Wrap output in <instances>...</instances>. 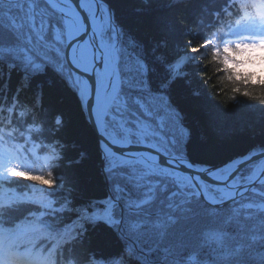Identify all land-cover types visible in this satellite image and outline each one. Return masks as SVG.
I'll list each match as a JSON object with an SVG mask.
<instances>
[{
	"label": "trees",
	"instance_id": "16d2710c",
	"mask_svg": "<svg viewBox=\"0 0 264 264\" xmlns=\"http://www.w3.org/2000/svg\"><path fill=\"white\" fill-rule=\"evenodd\" d=\"M100 2L110 13L102 41L118 45L121 81L105 122L109 135L145 141L199 169L264 151V103L249 98L256 95L252 81L241 74L246 88L233 89L234 98L212 87L215 76L205 83L208 50L230 76L226 64L239 63L205 38L219 22L223 28L239 18L240 8L227 0ZM57 30L64 40V19L44 2L0 0V139L22 149L27 172L0 182V233L43 225L23 242L52 264H264V210L246 208L264 204V196L214 209L192 184L137 162L113 167L116 158H108L102 172L98 137ZM54 151L58 160L44 164ZM208 195L224 200L218 189ZM106 211L111 223L75 224Z\"/></svg>",
	"mask_w": 264,
	"mask_h": 264
},
{
	"label": "water",
	"instance_id": "95a60500",
	"mask_svg": "<svg viewBox=\"0 0 264 264\" xmlns=\"http://www.w3.org/2000/svg\"><path fill=\"white\" fill-rule=\"evenodd\" d=\"M44 1L56 13L63 15L62 11L54 5V4H58L63 7L64 5L62 4L61 1L58 0H44ZM67 2H68V7L76 11L80 17L77 16L75 19L72 20L68 7L66 8V15L68 17V20L73 28V31L77 39H74L69 43H67L65 58L73 73L80 75L85 83L86 112L88 115V120L90 122V125L93 127L94 131L98 136V142H99L101 156L103 159L104 170H105L104 165H105L107 153L103 150V147L107 150L108 153L116 154L126 159H132L142 164L158 165V166H163L177 170L190 177L194 186L197 189L199 197L208 205L215 208L226 207L231 203L235 202L236 200H239L243 196L247 195L252 189H255L260 185H264V167L259 169L258 173L253 177L251 181L237 186H233L230 184L231 181L235 179L243 169L256 162L264 160V152L256 154L254 156H248L245 160L238 162L237 164H232L231 162H229L225 165L215 166L208 168L207 170L204 171H199L196 168L185 164L182 159L169 157L163 154L162 152H160L158 149L151 147L149 145L129 144L108 137L104 131L103 122L101 121L104 118L105 109L101 107L96 108L97 105L96 104V90H97L96 74L97 72L103 73V76L104 78H106L107 81H110V79L114 76L112 70L107 66L106 61H108L109 66L114 65V62L116 60L115 50L114 48H112L111 50V54L113 57L105 53L103 54L100 45V40L95 33L94 30L95 20L96 17H98V15L100 14V5L98 3V0H79V2H76L75 0H68ZM83 2L85 3L93 2V4L95 3L96 15L93 19L90 18L87 11V7ZM80 25H84L83 34L81 32ZM98 28H100V25L98 26ZM89 42H92V45L94 47L93 55L89 54L91 47ZM78 48L79 51L86 53V65H87L86 68L78 67L72 61L73 59L77 60ZM117 84L118 82H116V85ZM113 93L114 92L111 89L109 93L106 95L108 101L109 98L113 95ZM224 168L232 169L233 170L232 174L225 179L214 178L212 176V174ZM201 182L212 186H219L230 189L233 191V195L230 199L222 203L212 201L210 198L207 197L204 190L200 187Z\"/></svg>",
	"mask_w": 264,
	"mask_h": 264
},
{
	"label": "clouds",
	"instance_id": "9594fccd",
	"mask_svg": "<svg viewBox=\"0 0 264 264\" xmlns=\"http://www.w3.org/2000/svg\"><path fill=\"white\" fill-rule=\"evenodd\" d=\"M222 43V42H221ZM229 57H235V60L239 63H227L226 67L232 73L230 76L228 72L225 71V66L223 62H218L216 58L212 55L211 50H208L209 59L205 63V67L210 68L211 75L207 77L205 83L211 80L213 76L216 77L215 83L212 85L213 88H219L221 91L227 92L228 96L232 97V90L235 88L245 90L247 81L241 83V74L252 81V90L255 91L256 95L249 97L250 99H256L260 103H264V98H261L259 93L264 91V89L258 88L256 85H264V48L259 49H249L241 48L239 53H233L229 51L227 53ZM259 69V72L255 69ZM2 111V109H0ZM23 115V113H21ZM2 131V129H0Z\"/></svg>",
	"mask_w": 264,
	"mask_h": 264
},
{
	"label": "rangeland",
	"instance_id": "374dc122",
	"mask_svg": "<svg viewBox=\"0 0 264 264\" xmlns=\"http://www.w3.org/2000/svg\"><path fill=\"white\" fill-rule=\"evenodd\" d=\"M100 28H101V24H100ZM58 39H60L59 35H58ZM103 47H104L106 53L108 55H110L111 57H113L112 54H111L112 47L110 45H106V44L103 45ZM199 53H196V55L199 54ZM101 82L104 83L103 80ZM53 160H56V158L54 157ZM218 166H220V165H218ZM150 170L152 172H154V173H158V174H161V175L164 174V175H167V176H170V177L174 178L181 186H186V185H190V184L193 183L190 177H186L185 175H183V174H181L179 172H176V171H171L169 169H165V168H161V167L160 168L159 167H151ZM204 170H207V169H204ZM222 171H224V169H221L218 172L214 173V176L215 177H220V174H221ZM203 186H204L205 190L209 187L207 185H203ZM218 189H220V188H218ZM222 194H223L224 197H230L231 192L227 191V190H225L223 188L222 189ZM260 208L264 209V205L261 206ZM8 245H9V242H8L7 239H5L3 242L2 241L0 242V254L3 252V256L0 257V262L3 261V263H4V256L7 255L10 252Z\"/></svg>",
	"mask_w": 264,
	"mask_h": 264
},
{
	"label": "bare ground",
	"instance_id": "6f19581e",
	"mask_svg": "<svg viewBox=\"0 0 264 264\" xmlns=\"http://www.w3.org/2000/svg\"><path fill=\"white\" fill-rule=\"evenodd\" d=\"M58 1H61L62 4L64 5V7L61 6L62 8H60V9L62 10V12H63V14L65 16V19H66L67 24H68V27H69L68 39H69V41H72L74 39H77V37H76V35H75L74 31H73V28H72V26H71V24H70V22L68 20V17L66 15V8L68 7V2H67L68 0H58ZM75 1L76 2H79V0H75ZM86 3L90 7L93 6V2H86ZM58 6H60V5H58ZM68 10H69V13H70V16H71V19L72 20L75 19L78 16V14L74 10L69 9V8H68ZM80 27H81V32L83 34L84 33V26L83 25H80ZM86 38H88V37H86ZM89 44L91 46L90 47L89 54L90 55H93V49H94V47L92 45V42H89ZM72 61L78 67H81V68H84V67L86 68L87 67V65H86V53L79 51V48H78V57H77V60L73 59ZM99 75H100V77H104L103 76V73H100ZM102 168H103V164H102ZM102 172L105 173L106 170L102 169Z\"/></svg>",
	"mask_w": 264,
	"mask_h": 264
}]
</instances>
